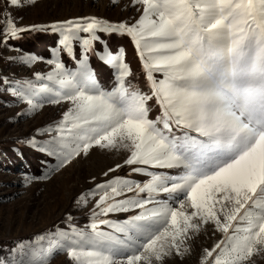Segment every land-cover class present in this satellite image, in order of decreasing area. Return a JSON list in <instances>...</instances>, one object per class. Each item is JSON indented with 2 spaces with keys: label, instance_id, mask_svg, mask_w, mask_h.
<instances>
[{
  "label": "snow or ice",
  "instance_id": "6c2138e0",
  "mask_svg": "<svg viewBox=\"0 0 264 264\" xmlns=\"http://www.w3.org/2000/svg\"><path fill=\"white\" fill-rule=\"evenodd\" d=\"M10 3L17 6L20 0ZM132 4L143 5V9L130 25L84 17L25 29L4 14L6 40L25 31L51 28L61 34L59 43L69 55L72 41L80 39L78 34H89L81 40L75 72L58 59L47 61L55 68L46 79L59 87L42 84L37 88L27 80L15 93L33 110L41 106L34 102L41 93L49 103L71 104L55 136L44 142L26 141L56 158L51 171L81 153L87 155L93 147L127 149L126 165L181 169L178 176L153 174L143 186L133 187L119 177L98 184L103 194L93 217L133 207L142 211L121 225H112L123 234L122 239L96 231L93 223L91 234L75 229L58 232L56 245L66 247L77 264L82 256L93 255L79 250L85 241L100 244L110 253H98L90 264H164L172 254L187 253L186 241L211 224L224 238L205 249L207 264H250L255 254L264 252V0H132ZM97 31L131 37L150 95L128 81L132 74L123 50L100 56L116 70L117 81L112 91L101 88L87 64ZM36 59L31 55L21 58L24 63ZM37 79H41L39 74ZM153 99L160 108L155 119L150 118ZM124 189L150 197L164 193L168 199H116ZM169 201L179 203V208ZM185 201L191 211L185 210ZM148 203L154 207L145 209ZM20 247L19 264H44L35 259V249L23 252L27 246ZM124 251L133 254L124 261L115 258ZM29 255L31 259L24 258Z\"/></svg>",
  "mask_w": 264,
  "mask_h": 264
},
{
  "label": "rangeland",
  "instance_id": "374dc122",
  "mask_svg": "<svg viewBox=\"0 0 264 264\" xmlns=\"http://www.w3.org/2000/svg\"><path fill=\"white\" fill-rule=\"evenodd\" d=\"M142 9L143 5H133L132 0H116L115 3L112 0H20L17 6L11 5L10 0H0V264H19L22 258L21 245L27 246L23 252L35 249V259L43 260L44 264H77L75 259L69 257L66 247L62 249L56 245L60 239L58 232L70 233L75 229L91 234V225L95 223L96 231L122 239L123 234L115 232L112 225H121L142 211L133 207L127 212L93 217L96 202L103 194L96 188L98 184L104 185L119 177L135 187L136 184L143 186L149 182L153 174H181L178 168L126 165L124 161L130 153L123 147L119 150L93 147L87 155L81 153L58 170L51 171L57 164L56 158L38 151L26 141L34 138L44 142L55 136L56 126L71 104L68 101L49 103L46 94L41 93L34 100L41 106L33 110L15 93L27 80L33 81L37 88L42 84L59 87L46 79L55 68L54 64L47 61L58 59L67 70L75 72L81 59V40L89 34H78L80 39L72 41L71 55L62 50L59 43L61 34L53 32L51 28L47 31H25L17 38L6 40L2 31L6 27L5 12L17 27L31 29L32 26H51L84 17H95L110 24L130 25L139 19ZM96 36L98 39L92 41V51L87 53V64L101 88L112 91L117 81L116 70L100 56L107 53L117 55L123 50L124 62L132 74L128 81L150 95L151 89L131 37L100 31L96 32ZM26 55L37 59L24 63L21 58ZM37 74L41 79H37ZM155 75L158 79L163 78L160 74ZM149 106L150 118L155 119L160 114L159 105L153 99ZM179 134L180 130H177ZM118 164L121 167L116 168ZM110 168L115 171L109 172ZM133 168L142 171H133ZM82 197H86V201ZM116 199L167 200L168 197L164 193L154 197L148 193L137 195L134 191L124 189ZM169 202L179 208L176 201ZM153 207L152 203L145 205V209ZM185 210L191 211L187 201ZM101 220L109 223L102 224ZM50 233L51 236L48 235ZM39 236L46 238L37 240ZM223 238L224 233L208 224L186 241L189 248L187 253L172 254L165 258L164 264H207L204 260L205 249H212ZM78 247L84 253L93 254L92 257L82 256L80 264H90V260L95 259L98 253L110 254L109 249L92 241H85ZM131 254V251H124L115 258L124 261V257ZM24 258L32 257L29 255ZM250 264H264V252L255 254Z\"/></svg>",
  "mask_w": 264,
  "mask_h": 264
}]
</instances>
